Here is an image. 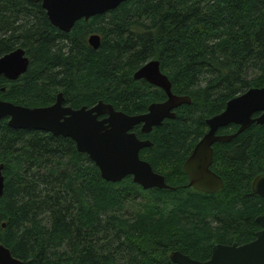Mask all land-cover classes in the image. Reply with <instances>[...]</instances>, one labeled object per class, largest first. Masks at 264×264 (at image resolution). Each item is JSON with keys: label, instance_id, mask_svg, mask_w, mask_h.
<instances>
[{"label": "trees", "instance_id": "1", "mask_svg": "<svg viewBox=\"0 0 264 264\" xmlns=\"http://www.w3.org/2000/svg\"><path fill=\"white\" fill-rule=\"evenodd\" d=\"M92 34L98 48L88 43ZM17 48L29 59L26 72L15 81L0 75V99L13 104L45 107L61 93L73 109L102 101L142 114L167 98L134 78L150 60L159 61L172 93L191 102L150 133L132 129L151 142L140 158L169 189L144 190L131 177L105 181L71 138L0 119V244L14 257L23 264H176L173 251L205 261L215 243L255 238L264 198L252 181L264 173V124L213 145L210 168L223 181L215 193L189 186L183 164L208 118L264 86V0H127L67 33L39 2L0 0V57Z\"/></svg>", "mask_w": 264, "mask_h": 264}, {"label": "water", "instance_id": "2", "mask_svg": "<svg viewBox=\"0 0 264 264\" xmlns=\"http://www.w3.org/2000/svg\"><path fill=\"white\" fill-rule=\"evenodd\" d=\"M40 3L50 23L63 32H70L81 19L117 8L127 0H30ZM88 43L93 48L100 45V36L92 34ZM29 59L22 48L0 57V75L10 81L17 80L28 68ZM135 79H145L165 92L167 98L148 106L145 113L128 115L113 105L99 101L91 107L73 109L64 105L59 93L53 104L45 107H26L0 99V119L14 129H35L71 138L78 152L85 153L99 169L102 179L112 183L131 177L142 189H169L165 177L154 171L151 164L140 158V151L151 146L148 139H140L132 131L141 126L144 134L165 119H174L175 109L190 104L188 96L175 95L171 82L161 72L158 60H150L135 73ZM264 124V86L250 88L227 101L224 110L206 120L208 130L196 143L183 164L189 186L204 193H215L223 186L222 178L210 168L213 161V145L228 142L251 124ZM229 124L238 129L232 134L217 131ZM4 189L3 164H0V196ZM252 190L264 198V173L252 181ZM261 229L255 238L238 245L215 243L209 259L200 261L173 251L169 255L176 264H264V213L256 218ZM0 264H23L10 250L0 244Z\"/></svg>", "mask_w": 264, "mask_h": 264}, {"label": "rangeland", "instance_id": "3", "mask_svg": "<svg viewBox=\"0 0 264 264\" xmlns=\"http://www.w3.org/2000/svg\"><path fill=\"white\" fill-rule=\"evenodd\" d=\"M136 201H137V203H140L141 202V199L140 198H137Z\"/></svg>", "mask_w": 264, "mask_h": 264}]
</instances>
